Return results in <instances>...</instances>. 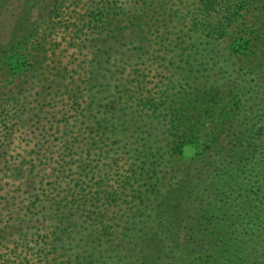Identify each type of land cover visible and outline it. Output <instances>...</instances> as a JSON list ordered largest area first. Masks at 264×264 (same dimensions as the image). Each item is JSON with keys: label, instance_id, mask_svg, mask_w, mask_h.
Returning <instances> with one entry per match:
<instances>
[{"label": "trees", "instance_id": "trees-1", "mask_svg": "<svg viewBox=\"0 0 264 264\" xmlns=\"http://www.w3.org/2000/svg\"><path fill=\"white\" fill-rule=\"evenodd\" d=\"M76 1L0 0V264H264V0H94L74 31L144 35L93 96L44 60ZM38 62L49 111L29 124L15 90Z\"/></svg>", "mask_w": 264, "mask_h": 264}, {"label": "rangeland", "instance_id": "rangeland-1", "mask_svg": "<svg viewBox=\"0 0 264 264\" xmlns=\"http://www.w3.org/2000/svg\"><path fill=\"white\" fill-rule=\"evenodd\" d=\"M66 3V4H65ZM59 13V17L61 18L62 24L59 23L58 26H65L67 29H65L64 32L59 31L58 37L55 36L53 38V43L57 42L59 43L58 48L56 51H52L53 54H48L47 50L45 52V55L48 56L47 59L44 60H53L51 66H55V68L59 69L62 67V71H64V66L67 65L68 68L75 67V70H77L79 73L82 72H88V87L89 93L93 95H100L99 92H97L96 88L99 87V84L101 82V78L97 77L95 74L97 71H100L101 76L103 77L104 72L106 71V68H109L110 70H117L124 72L126 69H123V66L119 63L118 60H123L128 58L131 54H138L139 50L134 48L131 42L140 41V36L144 35L143 33L138 36L137 34L134 35L132 33L134 27L128 26L121 31L119 30H112L109 33L103 32L101 36L95 35H89L88 32H83L84 27L82 28V31H74L77 26H81L82 22L87 20L88 11L95 6L94 0H77V5L74 7V5H71L66 13L67 4L68 2H65ZM61 14V15H60ZM6 20L4 23L0 24V41H2L5 37V41H8L9 38V11L6 15H4ZM2 18V16L0 17ZM44 24V23H43ZM42 24V25H43ZM123 24H126V21L123 22ZM121 24H117L116 21H113L110 25L112 28L116 26H120ZM57 26V27H58ZM75 28V29H74ZM44 30V32L48 31ZM106 33L108 35H106ZM93 36V37H92ZM61 37V38H60ZM64 37V39H62ZM90 37V38H89ZM92 40V41H91ZM1 43V42H0ZM56 52V53H55ZM59 53V56H58ZM74 58V59H72ZM133 59V58H132ZM54 60H56L58 63H54ZM80 62V64H79ZM61 63V65L59 64ZM110 65V67H108ZM93 67V70L95 71L93 73V76L90 77V68ZM129 67V66H126ZM44 66H40V63L32 65L29 68L28 74L30 76L34 77L28 78L26 75L23 77V81L25 83H20L17 86L15 98H17L19 101L18 103L21 104V108H18L19 111L23 112L22 120L25 123L32 124L34 120H37L39 117H42L43 115H47L49 109L47 108V105H45L46 101L42 99L43 96V90L41 89L42 83H46V81L38 82L40 78V73L44 72ZM50 69V66L49 68ZM8 67L7 66H0V92L2 91V86L7 83L6 75L8 73ZM34 70V71H33ZM55 71V69H53ZM107 74V73H106ZM44 75H42L41 78H43ZM96 77L97 79H93ZM102 81L104 82V79L102 78ZM60 79L57 78L56 81H54L52 87L54 88L51 90L50 96L54 97L53 100H64L67 98V94L63 92V87L60 86ZM32 87L31 94L33 92L35 93V97L37 98V102L33 101L32 104L28 102L30 100V97H26V99L22 96L25 94H28V91L26 88ZM12 87V84L9 85V88ZM21 88V92H19V89ZM56 91L55 96H53V92ZM34 95H32L33 97ZM0 97H2L0 93ZM58 102V101H57ZM31 109V110H30ZM56 109H60V104L56 106ZM30 110V111H29ZM4 111V112H2ZM9 91L8 96L4 98V101L0 100V171L2 167V163L4 162L5 158L9 157V149L7 153L2 152L3 147H1V138L2 134L7 133V140L6 143L9 146ZM57 115V114H56ZM59 116V115H57ZM4 122L7 125V128H3ZM21 124V123H20ZM38 132V129H35L32 134H36ZM31 136V134H30ZM34 140V139H33ZM32 140V141H33ZM28 149L31 150V147L33 146V143H27ZM13 146V143L10 144V147ZM193 152V148H188L185 151V155L189 156ZM5 180L1 181V184H4ZM5 191L0 192V196H6L5 193H7L9 190V187L4 188ZM20 192V191H19ZM9 201L8 198H0V219H3L4 223L9 220V217H7L6 214V202ZM3 216V217H2ZM2 223L0 225V228L4 224ZM9 225V224H8Z\"/></svg>", "mask_w": 264, "mask_h": 264}]
</instances>
